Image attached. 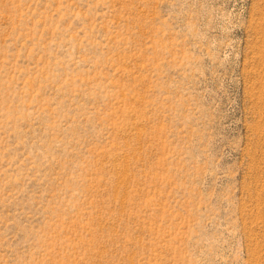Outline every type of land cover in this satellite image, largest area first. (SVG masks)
<instances>
[{"label": "rangeland", "instance_id": "obj_1", "mask_svg": "<svg viewBox=\"0 0 264 264\" xmlns=\"http://www.w3.org/2000/svg\"><path fill=\"white\" fill-rule=\"evenodd\" d=\"M0 264H264V0H0Z\"/></svg>", "mask_w": 264, "mask_h": 264}]
</instances>
